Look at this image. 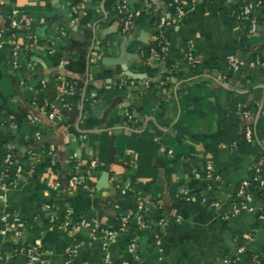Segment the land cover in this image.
<instances>
[{"label":"crops","instance_id":"1","mask_svg":"<svg viewBox=\"0 0 264 264\" xmlns=\"http://www.w3.org/2000/svg\"><path fill=\"white\" fill-rule=\"evenodd\" d=\"M121 2L0 0V41L7 42L0 49V182L6 169L11 184L0 190V264H29L21 247L36 244L47 264H226L242 246L238 264H249L264 247L261 192L252 179L264 154V15L251 32L237 18L238 0H182L183 18L166 30L167 57L149 61L166 0H130L141 15L127 31ZM14 7L31 24L12 32ZM12 33L30 44L19 66L11 62ZM231 54L245 64L233 69ZM63 81L74 85L65 101ZM238 103L250 117L234 111ZM105 171L109 186L99 188ZM72 175L84 187L71 186ZM139 202L150 226L106 240L104 230L135 215Z\"/></svg>","mask_w":264,"mask_h":264},{"label":"built area","instance_id":"2","mask_svg":"<svg viewBox=\"0 0 264 264\" xmlns=\"http://www.w3.org/2000/svg\"><path fill=\"white\" fill-rule=\"evenodd\" d=\"M192 2H196L198 0H191ZM239 2V7L236 11L237 18L244 20V19H249L250 20V30L251 32H255L258 28V19L256 16H254L252 13L259 8L260 6L264 5V0H238ZM81 2H75L71 6L72 12H78V9L80 7ZM167 6H171L174 8L173 13H170L169 9L168 10H163L159 16V22L157 25V38H158V46L156 47H150L149 50H147V55L146 58L149 61H155L158 58H165L167 57V45H168V40L166 38V30L173 26L175 22L180 21L183 18L184 15V7H183V2L182 0H169L166 2ZM119 11L122 14V29L123 31H127L130 26L132 25V22L137 16L141 15V9L138 7H134L131 5L130 0H122L121 3L118 5ZM31 24V19L30 16L22 11V9L18 7H14L11 10L10 13V18H9V26L10 30L14 32L15 29H17L18 26L24 25V26H29ZM1 36V33H0ZM7 42H1L0 41V49L4 47V44ZM10 43V55H11V62L14 66H19L21 63V59L23 56L27 55L30 53V44L29 43H24L20 44L17 40L16 34L12 33V37L9 40ZM143 47H140L139 50L141 52L142 56H145V50L141 49ZM56 52V45L54 42H51V44L48 47V53L49 54H54ZM186 61L188 65L192 69L196 67V56L193 54V52H188L186 54ZM229 65L233 69H239L242 67L245 62L241 60L239 57H237L234 54H231L227 57ZM64 61H61V64H63ZM41 83L43 85H46V80H42ZM63 84H65V88L63 90V96H62V101H65V97L67 94L74 92V85L70 84L69 82L63 81ZM110 87V86H107ZM97 97V92H92L90 98L96 99ZM46 110V109H45ZM237 113L242 115L245 118L250 117L251 111L249 109H246L242 103H238L236 106ZM48 116L50 118H54L57 109L54 104L51 105L50 111H47ZM33 121L39 120L38 117L36 116H31ZM36 136L41 139L43 138V132L37 130L36 131ZM253 127L251 124L246 126L245 129V139L248 142L253 141ZM55 150V145L50 144V151ZM5 160L7 163V166H10L14 163L13 155L11 153H8L5 156ZM74 165L76 168H79L81 166L79 161H75ZM92 166H96V162H92ZM29 167L33 171L35 169V164L32 162H29ZM264 167V155L259 156L256 158V160L253 163L252 166V179L253 182L256 184V188L261 192V200H262V214H261V222L264 224V177L262 176L261 172ZM23 165L19 164L16 167L17 173L22 172ZM207 170L210 172L212 170V165L209 164L207 166ZM5 173L6 169L2 171V179L0 182V190L2 191L3 195L6 193L10 187V181L5 178ZM195 175H200L199 172H196ZM69 184L73 187L75 186H83L84 183L81 181L79 175H72ZM86 187V186H85ZM122 194L127 193V189H121ZM186 196L184 199L186 201H191L192 196L188 193L185 194ZM205 201L206 199L203 198ZM243 208H246V205L242 206ZM46 208H51L50 204H46ZM237 211V210H236ZM235 211V212H236ZM146 213H147V204L143 202H139L137 204V212L135 215H131L129 213H126L121 216L119 224L115 227H110L106 228L105 234H106V240L112 241L115 238H117L120 234L122 233H131L133 228L136 227H148L150 226L149 221L146 219ZM7 219V218H4ZM135 220V221H133ZM80 225H87V220L82 219L79 222ZM99 225L97 224V227ZM72 228H75L73 226ZM15 233L20 234V231H16ZM103 247L105 250L108 248V242L106 241L103 244ZM131 249L135 250L136 249V242L133 241L131 244ZM70 252H74L77 250L76 247H69L68 249ZM21 252L25 254L28 258L29 264H47L46 260L44 259V252L42 250L41 245H31V246H22L21 247ZM246 254V248L244 246L239 247L236 256L233 258L227 257L225 259L226 264H238L239 262L243 261L244 256ZM264 257V249L260 251L259 253H256L252 256L251 262L249 264H262V258ZM107 258L109 259V254H107Z\"/></svg>","mask_w":264,"mask_h":264},{"label":"trees","instance_id":"3","mask_svg":"<svg viewBox=\"0 0 264 264\" xmlns=\"http://www.w3.org/2000/svg\"><path fill=\"white\" fill-rule=\"evenodd\" d=\"M169 0H166V2H168ZM168 9H169V11H170V13H173V11H174V8L173 7H171V6H169L168 7ZM254 16H256V18H258V16L260 15L261 16V18H262V16L264 15V5L263 6H260L259 8H257L255 11H254V13H252ZM259 19V18H258ZM248 21H249V24H250V20L249 19H247ZM248 24V25H249ZM158 33V32H157ZM148 49V48H147ZM149 50V49H148ZM194 71H195V73L196 74H198V72H199V63L197 62L196 63V67L194 68ZM235 108H234V111H236V106H234ZM245 138V137H244ZM246 140V139H245ZM253 141H254V138H253ZM246 142H248L247 140H246ZM252 142V141H251ZM250 142V143H251ZM261 155H264L263 153H260V155H258L256 158H258L259 156H261ZM261 174H262V176L264 177V167H263V169H262V172H261ZM252 175H253V171H252ZM254 185L256 186V184L254 183ZM264 249V247L261 249V250H259L258 252H255V253H259L260 251H262ZM255 253H252L250 256H252L253 254H255ZM251 259H252V257H251ZM251 259L249 258V263L251 262ZM262 264H264V257L262 258Z\"/></svg>","mask_w":264,"mask_h":264},{"label":"water","instance_id":"4","mask_svg":"<svg viewBox=\"0 0 264 264\" xmlns=\"http://www.w3.org/2000/svg\"><path fill=\"white\" fill-rule=\"evenodd\" d=\"M109 178H110V172L105 171L102 174V177L100 178V181L98 182V187H108L109 186Z\"/></svg>","mask_w":264,"mask_h":264}]
</instances>
